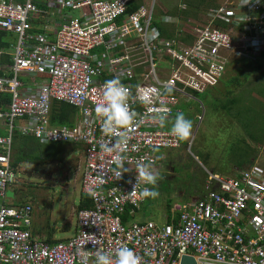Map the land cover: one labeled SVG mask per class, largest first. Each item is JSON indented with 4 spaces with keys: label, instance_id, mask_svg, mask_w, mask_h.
<instances>
[{
    "label": "built area",
    "instance_id": "obj_1",
    "mask_svg": "<svg viewBox=\"0 0 264 264\" xmlns=\"http://www.w3.org/2000/svg\"><path fill=\"white\" fill-rule=\"evenodd\" d=\"M134 1L0 0V32L17 40L8 54L11 65L0 76V93L10 94L9 105L0 111L7 126L0 134V197L7 198L15 183L11 158L18 132L43 145L82 149L81 193L92 203L91 209L77 211L75 236L53 245L32 236L30 206L1 205L0 264H95L97 249L115 258L122 246L133 249L140 264H180L183 256L196 264H264V178L255 166L236 177L207 172L206 194L173 206L176 223L122 220L127 210L140 209L143 189L150 187L138 175L141 166L158 176V153L182 146L169 127L180 113L181 98L215 87L232 59L264 62V0L213 8L207 22L183 39L161 37L152 26V6L127 13ZM42 5L79 15L55 23L52 37L29 33L32 16L45 11ZM138 43L148 56L141 73L130 54ZM23 78L42 80L26 87ZM113 78L129 90V107L136 114L131 125L117 129L128 141L119 163L116 152L102 147L113 144L117 134H104L103 118L95 112L105 82ZM53 101L76 110L72 127L51 126Z\"/></svg>",
    "mask_w": 264,
    "mask_h": 264
},
{
    "label": "rangeland",
    "instance_id": "obj_2",
    "mask_svg": "<svg viewBox=\"0 0 264 264\" xmlns=\"http://www.w3.org/2000/svg\"><path fill=\"white\" fill-rule=\"evenodd\" d=\"M186 1L155 0L154 3L153 13L160 21L168 25L169 32L173 31L175 36L180 32H190L191 29L205 24L208 12L213 9L209 7L211 4L224 5L239 0H206V3L200 6L197 12L195 11L194 17L175 21L168 15L169 10L175 8L184 10ZM146 5L148 2H145ZM49 11L54 13V16L58 14L54 7H51ZM78 15L77 11H67L68 17ZM48 18L52 20L51 16ZM55 20L59 22L60 19L55 17ZM53 27L56 28L57 25ZM5 40L11 44V48L5 53L11 54L12 47L17 43L16 36L9 35ZM135 53L141 54L144 59L147 58L144 49L135 50L133 54ZM145 68L146 65L143 71ZM233 69V66L227 68L225 79L237 75ZM242 79L244 86L236 92L239 104L232 109L230 114L234 116L236 111L243 110L237 115L239 124L233 128L231 127L232 120L228 119L227 112L224 114L221 111L222 103L220 101L208 102L210 92L193 98H181L180 113L192 121V132L189 138L183 140L180 148L158 153L160 159L166 155L169 156L159 162L158 182L155 186L150 185L149 187V189L154 188L158 191L159 195L155 198L144 196V202L140 208L144 216L150 217L151 214H155L153 206L156 200L163 212H166L168 201H171L170 205L173 206L180 197L176 190L185 185L189 188V184H185V181L189 178L191 170L196 169L195 166L206 174L208 171H214L223 177L231 173V167L246 169L255 166L264 178V65L260 72L252 74L250 72L246 79ZM201 116L202 120L199 122L197 118ZM4 123V120H0L2 131L0 134L3 135L7 130ZM171 126L172 124L169 125L170 128ZM188 143H190L189 150ZM64 146L65 148H61H64L65 152L69 148L72 153L68 151L63 163H54L50 166L21 165L16 174L15 183L8 187V191L14 193V197H0V206L24 204L31 207L29 229L35 239L46 241L51 233L54 240L62 241L76 234V210L82 197L80 182L84 171L85 156L82 149L76 146L74 148L71 147L72 145ZM203 153L209 155L211 165L203 159L200 162L196 161L198 158L201 159L199 155ZM72 156L75 158L71 159ZM172 167L177 169L173 171ZM29 170L31 172L28 177ZM174 184L179 186L176 187ZM200 195L198 192L195 193L196 198ZM189 199L192 200V197Z\"/></svg>",
    "mask_w": 264,
    "mask_h": 264
},
{
    "label": "trees",
    "instance_id": "obj_3",
    "mask_svg": "<svg viewBox=\"0 0 264 264\" xmlns=\"http://www.w3.org/2000/svg\"><path fill=\"white\" fill-rule=\"evenodd\" d=\"M206 3V0H187L185 3V9L180 10L179 8H175L173 10H169L168 15L173 17L174 19H187L190 17L195 16V11L197 12L200 6L202 7L203 4ZM142 5V0L134 1L130 4L127 8V13H132L137 10ZM220 4L213 3L209 7H219ZM221 6V5H220ZM208 7V8H209ZM45 6H40V9L43 10ZM155 15V14H154ZM153 27H156L162 38H173L175 37L174 32L168 30L166 25H163L161 21L156 17H154ZM29 33H41L40 29H35L32 27L30 23V28L28 29ZM7 33L0 32V50L6 51L10 48V44L7 40ZM0 65H5V67H9L11 65V58L8 55H2L0 57ZM263 63H257L250 60H231L229 61L228 67H234L233 72H236L237 75L230 76L229 78L225 79V73L220 78L218 84L209 89L207 92H210L208 102L213 103L214 101H220L222 104L221 111L225 114L227 112L228 119L232 120L231 127H236L239 124L238 121V113L243 109L236 111L234 116H231L230 112L234 109L238 104L239 100L236 97V92L240 90L243 85V79H246L248 73H257L263 69ZM227 70V69H226ZM3 74L2 70L0 69V76ZM36 82L41 81V78H36ZM23 82H26V79H22ZM219 86V87H218ZM193 97H197L198 95L195 94ZM10 103V94L8 93H0V111H5L7 106ZM77 112L76 110L63 103H59L53 101L51 104V113H50V124L53 127H72L74 125V121L76 118ZM183 145V140H182ZM61 147H64V144H40L36 139L30 136H23L18 132H15L13 135V155L11 158V167L14 169L16 173H18L21 165L23 164H30V165H39V166H50L54 163H63L64 156H67L68 151H64ZM73 146L72 148H74ZM77 147V146H76ZM204 162H207V159H203ZM196 169L191 170L190 172V181L191 186L195 190V193H200L199 199L202 198L206 194V187H207V179L208 174L202 171L199 167ZM47 174V173H43ZM229 176V175H227ZM225 176V177H227ZM92 203L89 198L84 197L80 203L78 204L77 210L82 209H91ZM122 220L124 223L128 221V212H126L122 216ZM61 241H54L51 239V233L49 234L47 243L53 245L55 243H59Z\"/></svg>",
    "mask_w": 264,
    "mask_h": 264
},
{
    "label": "clouds",
    "instance_id": "obj_4",
    "mask_svg": "<svg viewBox=\"0 0 264 264\" xmlns=\"http://www.w3.org/2000/svg\"><path fill=\"white\" fill-rule=\"evenodd\" d=\"M128 100L129 90L127 87L118 78H113L105 82L103 100L95 106V112L103 118L102 132L106 135L117 134L113 144L102 146L109 153L116 152L115 160L117 163L121 160L123 147L128 143L126 135L117 133V129L127 128L134 122L136 117V114L130 110ZM163 119L162 115L161 120ZM170 132L174 137L186 140L192 132V121L187 119L183 113H178ZM123 171H127V169ZM138 175L153 186L157 184L159 179L147 166H141ZM143 195L155 198L159 193L154 188H145L143 189ZM114 256L115 258L102 249H97L95 264H140L141 262V257L127 246L117 249Z\"/></svg>",
    "mask_w": 264,
    "mask_h": 264
},
{
    "label": "crops",
    "instance_id": "obj_5",
    "mask_svg": "<svg viewBox=\"0 0 264 264\" xmlns=\"http://www.w3.org/2000/svg\"><path fill=\"white\" fill-rule=\"evenodd\" d=\"M151 1H152V3H150ZM145 2H148V5L145 6ZM154 3H155V0H142V5L141 6H145V7H148V6L151 7L152 6L153 7V10H154V8H155ZM44 9H45V11L33 15L32 16V19L30 20V23H31L32 27H34L35 29L36 28L37 29H40L42 32H45L49 36L52 37L54 31L56 30V28L53 27V25H56L55 23L57 22L55 20V17H59V19L61 20L64 16H67V11H69V10L68 9H64V10L56 9V13H58V14L54 16L53 15L54 13H51V11H49L50 10L49 7L46 6ZM48 16H51L52 17V20H51V18H48ZM175 21H176V19H175ZM163 25H166V27L168 26L166 23H163ZM178 32H180V30ZM188 33L189 32H180L175 37H178L180 39H183L184 37L187 36ZM9 35H13V34H8L7 33V37ZM164 39H167V38H164ZM139 45L140 44L138 43L137 46H139ZM10 48H11V44H10ZM140 50H143V48H141L140 46L137 47V51H140ZM134 52L135 51H131L130 54L134 56V60L133 61H134V64L136 66L135 71L137 73H141L143 71V67L145 65L147 66L148 56H147L146 59H144L141 56V54H139V53L133 54ZM6 55H8V54H6ZM156 57L159 59L158 56H156ZM158 63L160 65V68H163L166 71V69H167L166 64L162 60L158 61ZM5 68H6L5 65H0V69L2 70L3 73L5 72L3 70ZM164 73H166V72H164ZM24 79H26V82H24L26 87H30L32 84H36L37 83L36 81H32L31 79H28V78H24ZM38 82H40V81H38ZM174 119L172 120L173 123H174ZM71 147H73V146H71ZM69 151H70V154H71L72 153L71 149H69ZM166 156L168 157L169 155H166ZM199 157L201 159L198 158V162H200L202 159H207L208 158L207 162L209 163V165H211L210 157H209V155L207 153H203V154L199 155ZM73 158H75V157L72 156L71 159H73ZM174 161L176 162L175 159H174ZM243 170H244V168L238 169L237 167H231V173L229 175H230V177H234V176L236 177ZM208 173H211L213 175L221 176V175H219V173H215L214 171H208ZM186 183L189 184V188L186 187V185H185L184 187L179 188V190H176L178 192V196H180L179 197V200L176 203L192 204V203L196 202L197 200H199V196H198V198L195 197V190L191 186L190 176L187 179V181H185V184ZM206 184H207V182H206ZM174 185L176 187L179 186L177 184H174ZM172 190L173 189H171V191ZM12 194H13V197H14V193H12ZM84 197L85 196L82 194V197H81L80 201ZM189 197H192V200L189 199ZM156 201H155L154 206H153V209L155 211V214L154 215L151 214L150 217L149 216L148 217L144 216V214L140 211V209L138 211L133 212V213L130 210H127V212H128V221L126 222V224H130V223H140L141 224V223H145V222H155L157 224L176 223L178 221V214H177V212H174L173 211V206L176 203L173 204V206H171L170 205L171 201H168L167 202V205H166V212L165 211L163 212L162 209L160 208L159 204L156 203ZM158 218H159V220H158ZM63 230L65 231V229H63ZM63 230H60V232H63ZM31 234H32V232H31ZM51 239L54 240L52 238V235H51ZM38 240H40V239H38ZM47 240H48V238H47ZM47 240L45 242H47ZM42 241H44V240H42ZM54 241H56V240H54Z\"/></svg>",
    "mask_w": 264,
    "mask_h": 264
},
{
    "label": "water",
    "instance_id": "obj_6",
    "mask_svg": "<svg viewBox=\"0 0 264 264\" xmlns=\"http://www.w3.org/2000/svg\"><path fill=\"white\" fill-rule=\"evenodd\" d=\"M196 161H198V160L196 159ZM30 172H31V170L28 171V177H29V173ZM60 176H61V173H60ZM6 197L7 198H12L13 194L10 191H7L6 192ZM180 264H196V262H195V260L192 257L183 256V257H181Z\"/></svg>",
    "mask_w": 264,
    "mask_h": 264
},
{
    "label": "flooded vegetation",
    "instance_id": "obj_7",
    "mask_svg": "<svg viewBox=\"0 0 264 264\" xmlns=\"http://www.w3.org/2000/svg\"><path fill=\"white\" fill-rule=\"evenodd\" d=\"M166 158V156H164L162 159H165ZM162 159H160V161H162ZM159 161V162H160ZM173 168V167H172ZM174 169L176 170L177 168H173V171H174Z\"/></svg>",
    "mask_w": 264,
    "mask_h": 264
}]
</instances>
